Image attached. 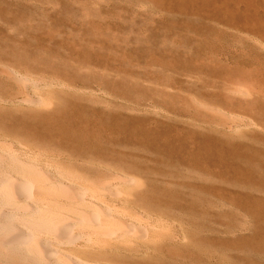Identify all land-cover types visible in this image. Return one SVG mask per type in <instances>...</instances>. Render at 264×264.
Segmentation results:
<instances>
[{"label": "rangeland", "instance_id": "374dc122", "mask_svg": "<svg viewBox=\"0 0 264 264\" xmlns=\"http://www.w3.org/2000/svg\"><path fill=\"white\" fill-rule=\"evenodd\" d=\"M263 44L264 0H0V95L17 91L4 65L72 87L34 90L51 109L0 103V139L46 147L89 177L140 178L123 204L178 240L97 258L264 264ZM236 84L248 95H230ZM241 118L249 126L230 127Z\"/></svg>", "mask_w": 264, "mask_h": 264}, {"label": "bare ground", "instance_id": "6f19581e", "mask_svg": "<svg viewBox=\"0 0 264 264\" xmlns=\"http://www.w3.org/2000/svg\"><path fill=\"white\" fill-rule=\"evenodd\" d=\"M1 68L14 81L17 91L13 95H0V103L13 104L16 108L18 107L17 110L24 108L26 112L49 107L51 109L53 107L51 94L50 96L39 95L34 90L37 88L39 90V87L43 86L48 87V85L68 88L63 81L55 77L14 70L6 65ZM70 87L69 91L72 88ZM47 90L46 92H49L50 89ZM88 91L91 92V90ZM231 91L233 94L230 95L236 93L241 96L248 93V87L245 84H236L232 86ZM204 106L220 112L223 116L228 115L226 111L221 112L212 105L210 107L204 103ZM205 110L208 112V108ZM230 116L231 119L232 116ZM229 124L230 127L244 124L249 126L250 122L241 118ZM11 139H0V264H115L111 260L97 258V253L117 251L138 256L147 250V243L158 241L172 243L178 238L172 230H166L158 218L140 211L141 209H128L123 204L128 191L142 185L137 176L123 175L105 169L103 173L89 177L81 173L78 168L70 167L71 164L67 167L63 164V160H55V156L53 158L50 154L48 155L46 147L43 151L39 148L33 149L34 147L30 148L18 136ZM46 144L43 145L47 146ZM165 222L163 221V224Z\"/></svg>", "mask_w": 264, "mask_h": 264}]
</instances>
